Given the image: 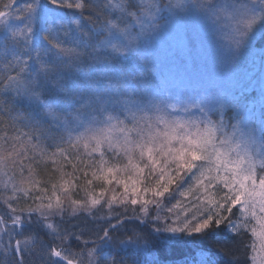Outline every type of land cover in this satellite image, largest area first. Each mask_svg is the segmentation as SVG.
Wrapping results in <instances>:
<instances>
[{
    "label": "snow or ice",
    "instance_id": "snow-or-ice-1",
    "mask_svg": "<svg viewBox=\"0 0 264 264\" xmlns=\"http://www.w3.org/2000/svg\"><path fill=\"white\" fill-rule=\"evenodd\" d=\"M0 264H264V0H0Z\"/></svg>",
    "mask_w": 264,
    "mask_h": 264
},
{
    "label": "trees",
    "instance_id": "trees-1",
    "mask_svg": "<svg viewBox=\"0 0 264 264\" xmlns=\"http://www.w3.org/2000/svg\"><path fill=\"white\" fill-rule=\"evenodd\" d=\"M40 178L43 179L44 177H40ZM94 188H95L96 192L98 193L99 192V188H97V185H94ZM88 191L90 192L91 189H89ZM85 195H86V192L83 191V190H80L78 192L72 193V197L75 200L83 199L85 197Z\"/></svg>",
    "mask_w": 264,
    "mask_h": 264
},
{
    "label": "rangeland",
    "instance_id": "rangeland-1",
    "mask_svg": "<svg viewBox=\"0 0 264 264\" xmlns=\"http://www.w3.org/2000/svg\"><path fill=\"white\" fill-rule=\"evenodd\" d=\"M97 188H99V185H97Z\"/></svg>",
    "mask_w": 264,
    "mask_h": 264
}]
</instances>
